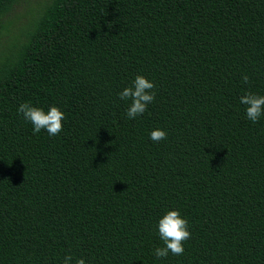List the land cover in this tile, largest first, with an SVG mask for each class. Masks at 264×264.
Here are the masks:
<instances>
[{
    "label": "trees",
    "instance_id": "1",
    "mask_svg": "<svg viewBox=\"0 0 264 264\" xmlns=\"http://www.w3.org/2000/svg\"><path fill=\"white\" fill-rule=\"evenodd\" d=\"M137 75L155 99L130 119ZM249 92L264 96V0H0V264H264ZM26 102L59 107L60 134L34 133ZM173 209L191 236L157 258Z\"/></svg>",
    "mask_w": 264,
    "mask_h": 264
},
{
    "label": "clouds",
    "instance_id": "2",
    "mask_svg": "<svg viewBox=\"0 0 264 264\" xmlns=\"http://www.w3.org/2000/svg\"><path fill=\"white\" fill-rule=\"evenodd\" d=\"M243 82L248 83L249 77L243 76ZM155 85L143 75H137L132 85L126 87L119 93L121 100H130L127 109V116L134 119L142 115L147 110V106L155 99V92L152 91ZM240 103L246 106V116L253 123L264 116V96L253 93H246L240 97ZM17 111L23 118L33 125V132L39 133L42 129L46 130L49 136H58L63 130L65 113L57 106H52L47 112L42 108L32 106L29 103L19 105ZM167 138V133L162 129H155L150 133V139L159 142ZM158 232L164 247L155 249L157 258L167 257L169 252L179 256L184 252V242L191 236L188 230V221L183 218L178 209L169 210L158 222ZM73 257L66 255L63 264H71ZM75 264H86L83 258L76 260Z\"/></svg>",
    "mask_w": 264,
    "mask_h": 264
}]
</instances>
